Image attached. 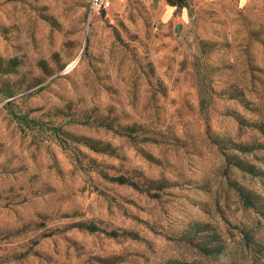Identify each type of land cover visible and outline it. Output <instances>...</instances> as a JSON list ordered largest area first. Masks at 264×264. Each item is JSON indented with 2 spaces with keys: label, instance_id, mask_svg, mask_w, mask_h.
<instances>
[{
  "label": "rangeland",
  "instance_id": "1",
  "mask_svg": "<svg viewBox=\"0 0 264 264\" xmlns=\"http://www.w3.org/2000/svg\"><path fill=\"white\" fill-rule=\"evenodd\" d=\"M189 4L0 0V264H264V0Z\"/></svg>",
  "mask_w": 264,
  "mask_h": 264
},
{
  "label": "crops",
  "instance_id": "2",
  "mask_svg": "<svg viewBox=\"0 0 264 264\" xmlns=\"http://www.w3.org/2000/svg\"><path fill=\"white\" fill-rule=\"evenodd\" d=\"M151 4L161 6L163 9V20L168 22L169 20L175 21L177 24L182 22L185 15V10L183 9L179 15H175V8L167 4L166 0H147Z\"/></svg>",
  "mask_w": 264,
  "mask_h": 264
},
{
  "label": "built area",
  "instance_id": "3",
  "mask_svg": "<svg viewBox=\"0 0 264 264\" xmlns=\"http://www.w3.org/2000/svg\"><path fill=\"white\" fill-rule=\"evenodd\" d=\"M113 0H88V12L91 18L100 17L112 6Z\"/></svg>",
  "mask_w": 264,
  "mask_h": 264
},
{
  "label": "trees",
  "instance_id": "4",
  "mask_svg": "<svg viewBox=\"0 0 264 264\" xmlns=\"http://www.w3.org/2000/svg\"><path fill=\"white\" fill-rule=\"evenodd\" d=\"M192 0H166L167 4L175 8V14L180 13L182 9L188 7Z\"/></svg>",
  "mask_w": 264,
  "mask_h": 264
}]
</instances>
